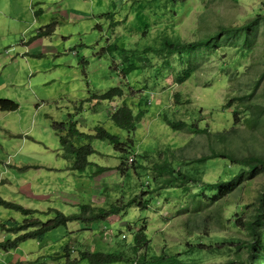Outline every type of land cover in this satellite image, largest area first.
I'll return each instance as SVG.
<instances>
[{
    "label": "rangeland",
    "instance_id": "obj_1",
    "mask_svg": "<svg viewBox=\"0 0 264 264\" xmlns=\"http://www.w3.org/2000/svg\"><path fill=\"white\" fill-rule=\"evenodd\" d=\"M34 9L38 10L36 15L29 11L13 21L0 14V51L5 43H11L8 44V48H12L10 55L15 53L12 60L7 58V53H0V98L18 104L15 110L7 111L9 114H0V121H5L0 124V170L2 175L13 172L10 183H0V196L4 199L24 207L42 209L34 212L33 217L43 220L50 217L55 204L52 194L48 193L50 201L31 199L26 181L17 179L16 174L26 177L29 184L36 179L40 181L41 176H46V180L53 177L50 182H43L52 188L59 186L61 180L56 177L65 176V166L70 164V159L58 155L61 151L58 136L64 131L56 130L53 122H65V127L68 122H75L84 132L99 124L117 135L121 142L128 143L127 133L112 123L109 113L121 102H126L135 113L137 105L143 104L142 94L147 95L145 111L137 118L132 142L128 143L135 157L146 152L149 157L160 160L167 157L173 161H189L197 177L205 182L216 181L227 166L223 159L211 158L197 169L196 158L210 154L212 147L224 149L226 146L236 155L251 151L264 157V114L255 125H248L243 119V105L239 109L234 102L223 106L232 95L228 92V74L247 71L239 79L240 87L243 84L251 87L254 76L264 70V0H181L173 5L168 0H42ZM110 11L112 17L104 14ZM250 20L255 21L249 24ZM242 24L251 29L247 42L238 38L221 41L210 48L185 54L182 61L173 52L167 66L157 62L155 69L146 68L140 73V67H137L121 77L119 48L135 50L141 42L144 45L154 42L158 46L164 37L194 41L221 26L241 28ZM41 28L49 29L38 37L37 31ZM10 29L12 32H8ZM4 34L6 38L2 39ZM238 34L231 37H241ZM12 37L16 39L12 41ZM21 39L32 45L23 58V52L17 50ZM111 43L117 50L108 51L107 45ZM131 59L137 66L144 67L135 56ZM188 62L194 70L188 78L177 82L174 73ZM111 87L122 88V93L111 99L94 96ZM254 97L259 103L264 98V75ZM258 111L261 112L260 107ZM165 117L177 121V127L167 124ZM192 122L196 123L197 129L190 127ZM217 132H224L228 140H218ZM83 142L86 140L79 143ZM90 142L97 153L88 159L105 165V169L96 173L95 164L87 166L83 172L72 169V175L61 183L66 189L71 188L81 176L82 181L76 186L80 193L76 195H81L86 203H107L123 193L120 175L115 171L120 152L106 141L92 139ZM5 161L25 167L22 172L16 166L4 169ZM37 161L60 167L61 171L36 168L31 164L26 167L27 163ZM225 173L233 174L227 170ZM145 178L141 177L142 189H152V185H144ZM263 181L264 170L260 169L249 178L239 177L220 197L216 187H201L202 195L195 197L201 200L196 205L198 209L187 194L197 190L189 181L186 192L178 189L177 195L164 191L158 204L148 203L142 210L130 206L122 214L110 215L106 222L94 221L86 225L67 222L47 231L39 240L26 238L19 241L12 251L14 254L22 251L31 264L35 261L39 262L37 264H64L66 258L71 264H87L86 260L77 257L79 250L122 249L124 246L114 239L122 238L124 244L131 243L133 233H129L126 226L127 223H138L139 218L144 221L143 231L156 253L167 249L177 252L186 242H194L192 239L196 234L202 237L205 245L212 242L208 237L210 234L246 239L248 229L243 221L251 216ZM179 183L177 180L176 185ZM59 189L62 194L68 191L62 186ZM123 189L125 197L137 192L128 194L125 184ZM168 189L166 185L165 190ZM42 192L46 195L47 191ZM210 196L216 197L209 200ZM57 207L63 213L79 210L77 204ZM0 210L3 212H0V218L4 220L20 222L26 217L16 210L4 207ZM5 232L0 230L1 239ZM64 244L68 251L66 257L62 255ZM53 251H58L59 255L52 257ZM39 254L43 257L34 260ZM197 255V252L192 254L194 260L191 262L216 264L230 259L229 264H238L230 253L206 259ZM4 257L6 255L0 250V263ZM22 260L21 264H27L25 259ZM12 261L8 264L17 261L20 264L18 259Z\"/></svg>",
    "mask_w": 264,
    "mask_h": 264
},
{
    "label": "trees",
    "instance_id": "obj_2",
    "mask_svg": "<svg viewBox=\"0 0 264 264\" xmlns=\"http://www.w3.org/2000/svg\"><path fill=\"white\" fill-rule=\"evenodd\" d=\"M168 1L170 2V5H173L175 2L181 0ZM104 14L108 17H112L113 13L110 11L104 12ZM254 21L255 20H250L249 24ZM48 29L49 28L44 30L42 28L39 29L37 31V36L41 35L43 32H48ZM250 30V27L244 26V24L241 25V28L221 26L219 30L212 32L211 34H205L194 41H183L177 38L171 39L164 37L161 39L160 45L158 46H155L154 42L148 45H144L141 42L135 50H133V48H119L118 53L122 56L120 58L122 67L119 72L121 77H123L137 67H140V73H143L147 69L152 70L150 67L155 69L158 66V64H155L157 62L162 63L163 66H167L170 64L168 58L173 52H175L176 56L182 61L185 54L203 47L210 48L211 45H216L221 41H234L238 38L247 42L248 35L251 33ZM234 31L239 32L240 34L238 35H241V37H231V35H236V32ZM138 42L139 41L136 43ZM107 49L108 51L117 50V46L111 43L107 45ZM133 56H135L137 60L142 61L144 67L143 65L137 66L136 61L132 59L130 60V57ZM193 70L194 67L191 62H188L187 66L180 71L175 72L173 76L177 82H181L188 78ZM137 73L138 72H136V74ZM246 73L247 71L241 73L234 72L231 73V75L228 74V87H230L228 92L232 95L223 106H229L234 102L236 108L239 109L240 105H243L242 111L244 114V121L248 125H255V123L260 121V115L264 114V98L262 102L259 103L254 97V92L261 83L264 70L254 76L251 87L250 85L244 86V84L240 87L241 83L239 79ZM236 81H238V83ZM121 93L122 88L111 87L104 93L94 96L111 99ZM140 97L144 101L143 104H140V102L137 105L138 110L135 113L132 112L131 106L127 105L126 102H121L118 105L113 106V110L109 113V118L112 123L125 130L127 133L128 143L132 142V133L136 127L137 118L141 117L145 111L144 106H146L145 100L147 95L142 94ZM17 107V102L10 99L0 98V111H12ZM259 107L261 108V112L258 111ZM164 119L171 127H177L175 126L178 125L177 121L171 120L167 117ZM182 123L184 124L185 122L182 121ZM65 124V122H53V126L56 130L64 131L63 135L58 136L59 149L61 150L58 155L70 159L68 168L83 171L87 166L95 164L96 173L103 171L106 167L105 165H98L96 162L89 160L88 157L97 153V150L91 145L90 141L92 139L106 141L115 151L120 152V159L115 165V171L120 175V186L121 192L123 193H121L119 197L108 200L107 203H80L78 205L79 210L71 213H63L59 209L52 208L53 214L44 220L32 216V214L38 210L24 207L21 204L4 199L0 196V206L19 211L26 216L20 222L8 220L6 223H0L8 233L15 234L12 238L0 240V250L7 251L13 249L17 246L19 241L26 238H35L39 240L47 231L59 225H66L67 222H81L86 225L94 221H105L112 214H122L123 211L130 206L137 210H142L148 203H160L159 201L161 200L164 191L165 194L174 193L177 195L180 193L178 189L186 192L189 181H192L193 186L197 188L194 192H187V194L192 197V201L196 206L201 202V200L195 198L202 195L199 191L201 187H216L220 197L230 190L239 177L243 176L244 178H249L260 169L264 170V157L260 154L247 150L248 152L246 154L236 155L228 150L226 146H224V149H215L212 147V152L210 154H204L196 158L194 162L198 164L197 169L202 162L211 158L223 159L227 163V166H225L222 175H220V178L216 181L205 182L201 180L200 177H197L195 174L196 170L192 167V164H190L189 161H173L167 157L160 160L154 157H149L146 152L145 154L140 153L139 155L136 153L139 157L137 158L134 156L135 152L129 150L128 143L121 142L117 135L106 131L99 124L90 127L88 132L79 130L76 127L75 122H68L66 127ZM195 125L196 123L192 122L190 127L197 129L195 128ZM205 132L207 131L205 130ZM217 133L216 138L218 140H228L224 132ZM81 140H86V142L79 143ZM128 157H131V160L127 161ZM225 170H227V172H233V174L226 175ZM141 177H146L144 185H152L153 188L150 190H143ZM177 180L181 182L178 185H176ZM124 184L128 189V194L135 191L137 192L127 197L123 196ZM166 185L169 186L168 190H165ZM137 197H141V199L136 200ZM215 197L216 196H210L209 200H213ZM152 198H155V200H152ZM255 201V204L253 203L254 208L251 216L243 221L248 229V237L246 239L221 237L216 234H210L208 237L212 242L205 245L202 241V237L196 234L192 239L194 242H186L185 246L181 247L177 252L172 249H167L156 253L155 251H152L150 243L143 231L144 221L142 218H139L138 223L132 225L127 223L128 225L126 226L128 232L133 233L131 243L124 244L125 240L122 238L114 239V241H118L124 246L122 249H84L78 251L77 257L80 260H86L87 264H207L203 261L198 262L197 260L191 262L194 260L192 254L197 252V256L200 255L202 259H206L209 256L230 253L233 255V258L237 260L238 264H264V181L260 186L259 193L255 197ZM5 224L7 226H5ZM81 229H83V227H81ZM62 252V255L66 257L68 251L65 244L62 246ZM51 254L52 257L59 255L58 251H53ZM231 261L232 260L230 259H226L224 262L216 264H229ZM69 262L71 261L66 258L64 264H71ZM17 263L18 262H15V264Z\"/></svg>",
    "mask_w": 264,
    "mask_h": 264
},
{
    "label": "crops",
    "instance_id": "obj_3",
    "mask_svg": "<svg viewBox=\"0 0 264 264\" xmlns=\"http://www.w3.org/2000/svg\"><path fill=\"white\" fill-rule=\"evenodd\" d=\"M38 3H42V0H0V14L4 18L10 19L11 21L15 20L16 18H19L20 16H23L24 13H29V11L33 15H36L38 10L39 11L41 10V8H39L38 10L34 9L35 4H38ZM15 10H19V11L17 13H15ZM10 30L11 31H8V32H12V29H10ZM38 37H40V36L38 35ZM4 38H6L5 34L2 37V39H4ZM15 39H16L15 37H12V41H14ZM5 44L6 45L2 46L0 53H3V52L7 53V55L9 56L7 58H9V59L11 58L10 60L14 59L12 56L15 53L13 55H10L12 48L11 49L8 48L10 46L8 44H11V43H5ZM22 46H23V48H22ZM13 48H15V47H13ZM31 48H32V45L27 44L25 41H23L21 39L20 46L17 48V50L23 52V54L21 55V57L23 58V57H25V54L29 53V50ZM41 52L42 51H40V53ZM16 54H18V51H16ZM0 114L5 116V114H9V113L7 111H0ZM6 120H8V119H6ZM4 122L5 121L2 120V121H0V124H4ZM10 144H14V142H10ZM30 164L33 167H36V168L45 167V169H47L49 171H52L51 169H53L54 172H56V171L60 172L61 171L60 167H53V166L50 165V163H43V162H39V161H37V162H29V163L26 164V167L28 165H30ZM14 166H16L20 170V172H22V170L24 168V167L23 168L19 167V165L16 164V163H13V164L12 163H7V161H5L3 163V168L4 169H10L11 167H14ZM65 170H67V173L65 174V176L56 177V178L61 180V181H58L59 186H62L63 189L68 190V191H64L63 194L61 193V191L59 189V186L57 188H52L51 186L49 187L47 185V183L43 182V181H49L50 182L49 179L53 178V177L47 178V180H46L45 179L46 176H41L40 177V181L36 179L31 184H29L28 180H26V177L18 176L17 174H16V177H17V179L20 177L24 181H26L27 189H28V192H29V196H30L31 199H33L35 201L36 200H41V199L50 201L49 199H50L51 196H48V193H51L52 194V197H51L52 201L55 203V204H53V207L57 208V209H58L57 206H67V204H72V205H76L77 204L78 205L80 203H86V201H82L81 195L80 196L76 195L77 193H80L79 191H77L76 186H77L78 183H80L82 181V179L80 178L81 176H78L77 184H76V181H75L74 185L71 188L66 189L64 187L66 185L65 184L62 185V183H61L62 180L63 179H67L68 175L71 176L72 173H73V170L68 168V164L65 166ZM14 173H16V172H14ZM12 175H13V172H8L7 175H2L1 170H0V183H10L11 181L9 180V177L11 178ZM49 176L50 175L48 174V177ZM44 183H45V186H44ZM16 189H17V187H16ZM44 189L47 191L46 195L45 194L42 195L43 194L42 191H44ZM1 197H3V196H1ZM60 204H62V205H60ZM30 208L38 210L36 212H40L42 210V209H38L37 207H30ZM0 212L3 214V212L1 210H0ZM2 220H4V219L0 218V222H3ZM0 230H2V226L1 225H0ZM13 236H14V234H13ZM14 249L3 251L4 255H6V258L4 257V261H1L0 264H8L9 261H11V260H13L12 263H14L15 261H17V259L20 260V263L23 261L22 259H25L26 263H29V264L32 263L31 260H29V261L26 260L27 258H26L25 255H23L21 253L22 251L21 252H17L16 251V254H14L13 251H12ZM39 257H43V254H39L34 260H37ZM37 263L38 262L35 261L34 264H37Z\"/></svg>",
    "mask_w": 264,
    "mask_h": 264
},
{
    "label": "clouds",
    "instance_id": "obj_4",
    "mask_svg": "<svg viewBox=\"0 0 264 264\" xmlns=\"http://www.w3.org/2000/svg\"><path fill=\"white\" fill-rule=\"evenodd\" d=\"M129 158V157H128ZM79 205V204H78ZM2 207V206H1ZM55 209H57V208H55ZM71 213V212H70ZM8 220H10V219H6V220H2L4 223L5 222H7ZM0 223H2V222H0ZM5 226H7L6 224H5ZM2 230L4 231L5 230V228H3L2 227ZM6 231V230H5ZM15 235V234H14ZM2 239H5V238H12L13 237V233H8L7 231L4 233V235L2 234ZM1 239V237H0V240H2ZM14 249V248H13ZM2 251V250H1Z\"/></svg>",
    "mask_w": 264,
    "mask_h": 264
},
{
    "label": "built area",
    "instance_id": "obj_5",
    "mask_svg": "<svg viewBox=\"0 0 264 264\" xmlns=\"http://www.w3.org/2000/svg\"><path fill=\"white\" fill-rule=\"evenodd\" d=\"M128 159L131 160V157H129Z\"/></svg>",
    "mask_w": 264,
    "mask_h": 264
}]
</instances>
